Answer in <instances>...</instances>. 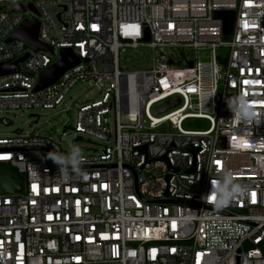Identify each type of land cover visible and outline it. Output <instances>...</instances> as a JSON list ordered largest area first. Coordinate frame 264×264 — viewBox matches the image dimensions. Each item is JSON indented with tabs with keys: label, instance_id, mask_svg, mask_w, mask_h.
Returning a JSON list of instances; mask_svg holds the SVG:
<instances>
[{
	"label": "built area",
	"instance_id": "built-area-1",
	"mask_svg": "<svg viewBox=\"0 0 264 264\" xmlns=\"http://www.w3.org/2000/svg\"><path fill=\"white\" fill-rule=\"evenodd\" d=\"M2 1L0 63L28 56L0 75V107L104 89L77 106L75 131L102 141L88 154L0 136V162L24 180L0 194V264H264V0ZM229 10L225 34L214 14ZM25 19L51 51L9 39ZM139 47L151 65L121 70L119 51ZM62 48L79 62L36 89Z\"/></svg>",
	"mask_w": 264,
	"mask_h": 264
},
{
	"label": "rangeland",
	"instance_id": "rangeland-1",
	"mask_svg": "<svg viewBox=\"0 0 264 264\" xmlns=\"http://www.w3.org/2000/svg\"><path fill=\"white\" fill-rule=\"evenodd\" d=\"M15 1H2V7L10 9ZM218 62H223L227 50L218 47L215 51ZM209 50H201L198 55L207 58ZM151 51L146 47L137 49L123 48L119 51V68L123 71L146 69L151 65ZM104 89L100 85L87 86L83 82H76L63 99L52 107L43 106H14L0 107V117L7 118L10 122L4 124L0 120V136H12L16 130H21L23 134H37L54 140L68 154H88L93 149L99 148L102 141L85 132H77L74 129L77 106L87 100L100 98L99 89ZM102 89V90H103ZM176 105L168 111L178 108ZM154 116L159 113L151 111ZM184 128L205 129L208 121L201 119L184 121ZM65 127H68L65 129ZM165 127V125L163 126ZM162 128V127H160ZM80 136V139L76 137Z\"/></svg>",
	"mask_w": 264,
	"mask_h": 264
},
{
	"label": "water",
	"instance_id": "water-1",
	"mask_svg": "<svg viewBox=\"0 0 264 264\" xmlns=\"http://www.w3.org/2000/svg\"><path fill=\"white\" fill-rule=\"evenodd\" d=\"M18 9L22 10V6L18 5ZM215 17L222 18L224 20V33L230 34L232 30V25L234 22V12L229 11H219L215 12ZM38 32V22H30L28 20H23L18 28L11 34L9 39H19L25 42V46L34 51L44 50L51 51V47L40 42L37 39ZM61 59L56 63L49 66L47 69L43 70L39 77V83L36 89L47 86L54 81H56L65 70L74 66L79 62V59L72 55L70 49L62 48L60 50ZM28 56L26 53L24 56L10 60L5 63H0V75L7 74L10 72H15L18 70V63L25 60ZM179 99L175 98L174 103H178ZM172 105L168 104V100H165L164 105L157 107L155 110L157 112H162L166 108ZM68 127H65V129ZM78 136L76 139H80ZM24 187L23 177L18 173L17 169L12 165H7L5 162H0V194H8L22 191Z\"/></svg>",
	"mask_w": 264,
	"mask_h": 264
}]
</instances>
